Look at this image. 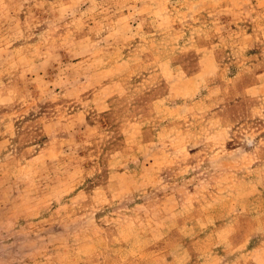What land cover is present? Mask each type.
Here are the masks:
<instances>
[{
	"label": "rangeland",
	"instance_id": "rangeland-1",
	"mask_svg": "<svg viewBox=\"0 0 264 264\" xmlns=\"http://www.w3.org/2000/svg\"><path fill=\"white\" fill-rule=\"evenodd\" d=\"M0 264H264V0H0Z\"/></svg>",
	"mask_w": 264,
	"mask_h": 264
}]
</instances>
